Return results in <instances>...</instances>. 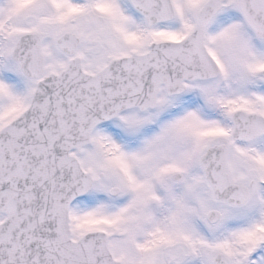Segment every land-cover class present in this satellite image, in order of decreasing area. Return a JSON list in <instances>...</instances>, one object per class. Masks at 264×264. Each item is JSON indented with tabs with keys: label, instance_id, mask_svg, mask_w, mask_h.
<instances>
[{
	"label": "snow or ice",
	"instance_id": "1",
	"mask_svg": "<svg viewBox=\"0 0 264 264\" xmlns=\"http://www.w3.org/2000/svg\"><path fill=\"white\" fill-rule=\"evenodd\" d=\"M0 264H264V0H0Z\"/></svg>",
	"mask_w": 264,
	"mask_h": 264
}]
</instances>
